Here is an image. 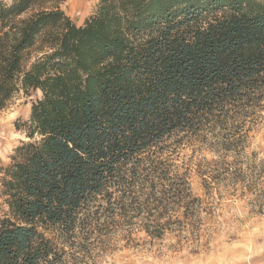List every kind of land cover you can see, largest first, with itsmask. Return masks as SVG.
I'll return each mask as SVG.
<instances>
[{
  "label": "trees",
  "instance_id": "16d2710c",
  "mask_svg": "<svg viewBox=\"0 0 264 264\" xmlns=\"http://www.w3.org/2000/svg\"><path fill=\"white\" fill-rule=\"evenodd\" d=\"M64 1L0 0V110L40 93L0 167V264L198 252L213 204L264 213V1L98 0L80 25Z\"/></svg>",
  "mask_w": 264,
  "mask_h": 264
},
{
  "label": "rangeland",
  "instance_id": "374dc122",
  "mask_svg": "<svg viewBox=\"0 0 264 264\" xmlns=\"http://www.w3.org/2000/svg\"><path fill=\"white\" fill-rule=\"evenodd\" d=\"M38 97L39 92L20 96L8 108L0 110V167L8 164L12 149L24 139L17 124L28 119L31 102ZM249 151L255 152L258 160L264 159V125L255 133ZM191 187L203 198L204 205L211 204V199L203 196L196 175L192 176ZM251 193L247 191L243 198L223 199L213 204V214L203 216V246L198 252L172 250L170 244L174 239L166 236L162 243L152 247L115 249L98 257L96 264H264V213H255L257 206L252 201L255 194Z\"/></svg>",
  "mask_w": 264,
  "mask_h": 264
},
{
  "label": "crops",
  "instance_id": "0c3cea01",
  "mask_svg": "<svg viewBox=\"0 0 264 264\" xmlns=\"http://www.w3.org/2000/svg\"><path fill=\"white\" fill-rule=\"evenodd\" d=\"M97 2L98 0H65L61 8L75 24L80 25L94 12Z\"/></svg>",
  "mask_w": 264,
  "mask_h": 264
}]
</instances>
